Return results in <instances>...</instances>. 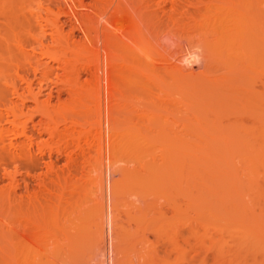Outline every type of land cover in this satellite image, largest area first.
Returning <instances> with one entry per match:
<instances>
[{
  "label": "rangeland",
  "instance_id": "obj_1",
  "mask_svg": "<svg viewBox=\"0 0 264 264\" xmlns=\"http://www.w3.org/2000/svg\"><path fill=\"white\" fill-rule=\"evenodd\" d=\"M80 1L83 27L69 14ZM119 2L0 0V94L31 83L53 120L26 99L18 128L0 123L32 135L22 154L0 159L3 227L21 235L32 223L25 216L38 214L53 257L45 264H264V0ZM104 3L110 10L99 17ZM48 8L64 36L98 27L96 44L67 52L103 66L98 103L86 110L60 81V65L30 47L43 23L28 18H46ZM22 54L44 64L35 70ZM75 63L77 90H92L85 64ZM121 68L136 80L103 85L104 72ZM10 92L6 99L22 102ZM74 118L88 121L73 132L79 145L65 130ZM40 120L58 124L57 138ZM113 132L122 136L116 156ZM5 140L28 143L13 133ZM87 152L90 163L77 162Z\"/></svg>",
  "mask_w": 264,
  "mask_h": 264
},
{
  "label": "bare ground",
  "instance_id": "obj_2",
  "mask_svg": "<svg viewBox=\"0 0 264 264\" xmlns=\"http://www.w3.org/2000/svg\"><path fill=\"white\" fill-rule=\"evenodd\" d=\"M72 1L75 2L77 0H72ZM119 1L120 0H118V2ZM104 4L106 5L107 3H104ZM109 10H110L109 5L100 7L99 17L106 15L109 12ZM36 13L37 14H31L28 20L30 21V19H33L35 22L43 23V25L37 23L36 25L37 27L35 31L32 32V35H30L32 38L30 47L34 50V52H38L41 55V57L47 58L50 61H54L60 65L61 70L63 71L62 78L63 80L65 79L64 81L63 80H60V81L68 84L69 88L73 90L71 94H72V98H74L75 100L74 102L76 103L77 109L86 110L90 108V105H92L93 102L98 103L99 91H100L98 87L100 85V79H101L100 72L102 70L101 67H103L102 63L100 62L99 59H93L88 62H85V59L80 60V57L72 58L71 56L73 55L67 54L68 51L76 50L78 47H80V43L82 44L85 43V45L86 43L87 45L88 43L96 44V42L99 39L98 27L94 26L91 29L83 28V35L78 38H76L73 34L64 36V31L61 30V26L59 25L61 24V22L58 18L59 14L57 12H53L52 10H50V8H48L46 10V15H45L46 18L43 17V15L41 14V11L39 12L37 11ZM52 14L55 17L53 19H50L49 17ZM69 14L72 15L74 18H77L78 23L81 25V27H83V20H84L83 2L81 1L78 2V7H74L72 11L69 12ZM46 31H49L50 33L49 39H47L44 35ZM84 51L86 50L84 49ZM21 57L24 58V61H26L29 66L34 67L35 70H38L44 64L41 59L37 58L33 54L32 56L27 55V54H22ZM78 60L82 61V63L86 65L82 67H86L85 68L86 72L92 78V83L94 84V87H92V90L90 88L88 90L85 89L86 88L85 86L83 87L84 90L83 88L81 89L79 88L80 90H77L78 89L77 88L78 79L80 77V73H78L79 71H76V67H74L75 66L74 64H76L75 62H78ZM191 60H194V59L192 58ZM187 67H189V64L187 65ZM106 68L110 69V65L107 66ZM115 72H116V76L114 74ZM50 73L51 71L47 69V71H45L42 74L41 80H46L49 77ZM134 77H136L135 72H127L123 68L118 69V70L116 69L113 71L108 70L103 73L102 83L106 87H109L110 85H113V81H115L117 84H121L124 82L129 83L133 80H136V78ZM8 85L10 87V88L8 87L9 90H7L8 89L7 88L6 90H3L0 94V105H1L0 108H3L2 110L4 113V114L2 112L0 113V123L6 121L8 124H11L13 127L18 128V121L21 118V116L25 114V110L27 109V106H25L23 103L24 100L26 99H30L35 104H38L36 112L40 116H42L43 119H46L48 122L53 121L52 118L50 117L49 110L47 108L39 106V101L37 98L39 93H34L32 91L33 84L27 83L26 89L21 88L15 82H11ZM10 91L15 96L17 95V97L20 98L22 102L21 103L11 102L8 99H6L7 97L6 93ZM88 98H91V99L88 100ZM70 123L71 124L69 127L67 125L68 128L64 126L65 124L63 126L66 127L65 130H68V133L71 136L73 142L79 145L80 139L75 138V135L73 132L76 128H80L81 130L86 131L88 129V121L81 120L79 118H74L71 120ZM38 125L40 127H43L44 130L47 131L51 137L54 135H55L54 137H56L57 136L56 134L59 133L58 131L59 129L57 127L58 124L56 122H55V125L51 127L49 123L45 124L43 120H40ZM65 130H63V132H66ZM8 133H13L14 135L24 136L28 139V143L24 141H22L21 143H13L12 141H10L8 144H6L5 135ZM110 137L113 140L110 144L111 147H109L108 149L109 151L108 153L112 156H116L115 154L118 151L119 145L122 141V136L120 135V133L113 132V134H111ZM31 138H32V135L29 133V131L25 127L21 129H12V130H8L3 127H0V159L3 161L5 158H7L6 156L8 154L9 155L22 154V147L28 146V145L30 146L32 144ZM99 149H98V146H96L94 150V153H96V156L94 154L95 159L99 158L98 156H100V154L98 155ZM88 155H89V152H87L86 154L80 153V156L78 157L77 162L81 161V162H84L85 164H89L90 160H89ZM27 157L28 159L31 160V163H34V160H32V158L28 155V153H27ZM90 165L93 166V164H90ZM95 169H94V172H95ZM98 171L99 170H97L96 172ZM90 174H93V173H90ZM92 179L97 180L96 177ZM101 180L102 179H100L99 182H101ZM25 213L27 214L28 212H25ZM25 217H28L32 221V223L29 224L27 230L22 231V234L20 235V233L18 234L17 231L15 230H14V234L10 230L7 231L8 229L3 227V224L1 222V215H0V264H45L46 262L50 261L48 257L52 255V250L50 249L49 242L46 240H43L41 237V234H39V226L37 223L38 214L32 213V214H28ZM15 232L18 234L17 236ZM100 240L102 239L100 238ZM48 259L49 261H47Z\"/></svg>",
  "mask_w": 264,
  "mask_h": 264
}]
</instances>
